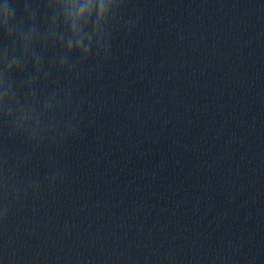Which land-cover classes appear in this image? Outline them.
Wrapping results in <instances>:
<instances>
[{"label":"clouds","instance_id":"clouds-1","mask_svg":"<svg viewBox=\"0 0 264 264\" xmlns=\"http://www.w3.org/2000/svg\"><path fill=\"white\" fill-rule=\"evenodd\" d=\"M6 11V10H5Z\"/></svg>","mask_w":264,"mask_h":264}]
</instances>
